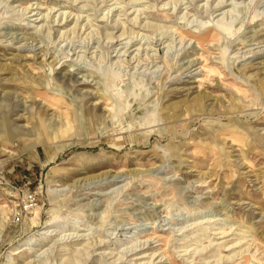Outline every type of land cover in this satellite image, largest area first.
Returning <instances> with one entry per match:
<instances>
[{
  "label": "rangeland",
  "instance_id": "rangeland-1",
  "mask_svg": "<svg viewBox=\"0 0 264 264\" xmlns=\"http://www.w3.org/2000/svg\"><path fill=\"white\" fill-rule=\"evenodd\" d=\"M0 264H264V0H0Z\"/></svg>",
  "mask_w": 264,
  "mask_h": 264
},
{
  "label": "built area",
  "instance_id": "built-area-1",
  "mask_svg": "<svg viewBox=\"0 0 264 264\" xmlns=\"http://www.w3.org/2000/svg\"><path fill=\"white\" fill-rule=\"evenodd\" d=\"M2 185V181H1V178H0V186Z\"/></svg>",
  "mask_w": 264,
  "mask_h": 264
}]
</instances>
